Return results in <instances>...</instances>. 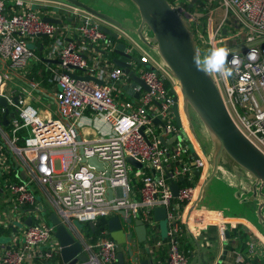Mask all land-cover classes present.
Returning <instances> with one entry per match:
<instances>
[{
    "label": "built area",
    "instance_id": "built-area-1",
    "mask_svg": "<svg viewBox=\"0 0 264 264\" xmlns=\"http://www.w3.org/2000/svg\"><path fill=\"white\" fill-rule=\"evenodd\" d=\"M5 1L0 0V61L8 62L9 68L15 71L25 69L31 62L28 63L29 59L38 62L40 57L28 42L43 34L51 38L43 57L58 58L60 62L57 67L49 65L57 85L55 116L41 114L40 109L27 100L29 92L23 88L6 91L4 79H10L15 73L11 74L4 68L5 63L0 62V95L16 110L10 119L9 131L0 122L1 179L11 201L8 213L3 211L0 216V225L6 227L14 222L8 220L13 219L12 215L23 222L25 207L34 211L33 223L17 226L16 232L9 233L8 245H0V264L61 262L54 227L41 220L37 191L50 201L60 221L68 224L75 234L78 230L71 222L73 218L95 223L99 216H111L119 208L132 217L139 216L147 226L148 238H154L152 245L158 247L164 243L166 246L165 260L152 264H189L188 253L181 246L184 226L196 235L215 223L219 238L226 241V229H236L238 221L224 216L221 210L199 205L188 212L199 188L195 170L210 169L209 154L196 152L191 145L184 125L188 117L182 110L181 125L175 123L174 95L180 106L181 101L179 91L175 93L173 88L175 85L178 88L179 84L166 66L148 52H141L138 55L141 65L131 67L149 90L134 87L139 96L131 98L120 89V84L129 77L105 57L113 51L116 42L98 28V18L65 0H8L12 2L9 8ZM189 1L169 0L174 8L189 12L187 19L200 57L199 40L203 38L206 53L213 47L226 46L230 49L229 62L233 57L239 61L233 66V76L227 79L212 76L236 125L264 152V0H197L193 9H187L185 4ZM38 4L63 7L65 19L61 15L60 23L44 20L36 7ZM68 16H72L71 20H67ZM74 20L77 23H71ZM224 28L226 33H223ZM65 70L91 75L101 82L75 79ZM166 81L172 92L166 87ZM31 86L35 89L37 83L32 82ZM14 95L17 102L12 100ZM86 112L105 121L110 132L77 140L80 118ZM155 117L163 125L154 123ZM125 118L133 121L128 132L121 131ZM21 129L25 130V135L23 144L19 145ZM167 135L173 138L163 144L160 136L168 140ZM79 144L83 145L86 157L96 156L104 162L108 175L105 169L97 171L81 161ZM10 155L25 171V178H21L19 170L17 180L9 175ZM130 156L142 166L129 163ZM56 158L60 159L59 169L55 165ZM164 166L175 180L182 176L177 197L172 194ZM152 169V173L146 171ZM108 186L113 190L112 199L107 198ZM157 206L166 207L165 240L157 239L158 229L153 218V209ZM108 234L109 231L104 230L95 240L77 235L87 257L73 264H110L116 260L119 244ZM246 244L248 257L254 256L255 242ZM243 261L245 258L238 254L237 262Z\"/></svg>",
    "mask_w": 264,
    "mask_h": 264
},
{
    "label": "water",
    "instance_id": "water-1",
    "mask_svg": "<svg viewBox=\"0 0 264 264\" xmlns=\"http://www.w3.org/2000/svg\"><path fill=\"white\" fill-rule=\"evenodd\" d=\"M65 1L83 8L98 18L100 20L98 28L118 40L113 50L118 56L114 57L112 61L116 66L121 67L131 80L129 84L124 85L127 93L137 98L139 91H134L133 87L140 86L144 90H149L148 85L131 67L132 62L140 63L139 57L127 51L126 43L119 40V33L109 26V24H113L124 29L123 24L109 13L99 10L82 0ZM130 1L136 6L140 18L139 25L135 30L139 40L146 47L157 52L170 75L178 81L181 93L180 109L189 118L192 129L194 128L192 118L195 117L201 122L211 143L210 150L203 149L204 153L209 154L210 171L201 181L197 196L188 212L205 199L207 183L220 172V167L226 164L232 172L247 179L246 191L249 190L252 193L250 200H257V222L264 223V152L236 125L213 76L206 75L202 71H197L193 58L199 55V51L196 46L194 32L187 19L189 12L181 8H174L169 0ZM196 2L197 0H190L187 3V9L192 8ZM42 6L43 4L36 5L38 8ZM47 6L50 5L45 4L43 7L47 8ZM57 12L64 13L65 9L58 7ZM42 18L46 21L60 23V19L53 15H43ZM71 18L72 16H68L67 20H71ZM145 30L149 32L148 35H145ZM223 33H226L225 28L223 29ZM43 60L53 63L60 62L58 58H43ZM74 68L79 69L78 67ZM65 72L75 79H93L101 82V80L91 75H83L68 70H65ZM12 100L13 102H17V96H12ZM0 105L5 109V113L1 118V124L6 126L9 123L7 116L9 109L7 107V98L3 95H0ZM172 112L175 123L180 126L181 120L177 95H174ZM153 122L163 125V122L158 117L153 118ZM76 139L81 140V135L77 134ZM160 139L163 144L171 142V139L165 140L163 136H160ZM78 152L81 155L82 162L93 166L97 171L105 169L104 162L100 161L96 156L86 157L83 154L82 144H79ZM193 154L194 157L197 156L194 151ZM9 158L12 167L19 170L21 178H25V171L18 166V163L11 155ZM127 160L136 167L140 168L142 166L141 162L131 156ZM164 169L172 194L174 197H177L179 184L172 178L166 166H164ZM152 171L154 170L152 169ZM105 174L108 175L106 169ZM195 174H199L198 170H195ZM1 175L2 171L0 168ZM179 179H182V176ZM112 197L113 190L108 186L107 198L112 199ZM38 207H41V204ZM42 211L46 213L49 225L54 227V235L60 245L61 262L58 264L65 262L73 264L78 260H85L87 256L82 250L81 240L60 221L53 210L47 211L46 209H42ZM153 218L156 222L166 219V207H155L153 209ZM122 222L126 224L127 230H124ZM32 223L33 217L28 215L23 220L22 225H30ZM87 223L92 229L95 228L93 221ZM6 225L12 232L17 231V225L14 222H9ZM107 230L112 239L118 244L124 245L116 254V258L120 263H125L124 252L129 256V264L153 263L152 258L143 256V254L145 255L149 252V247L147 246L148 229L145 222L139 216L132 217L128 211L119 208L107 218ZM225 232L228 237L229 230L226 229ZM223 254H226V251ZM216 264H220V262L218 261Z\"/></svg>",
    "mask_w": 264,
    "mask_h": 264
},
{
    "label": "crops",
    "instance_id": "crops-1",
    "mask_svg": "<svg viewBox=\"0 0 264 264\" xmlns=\"http://www.w3.org/2000/svg\"><path fill=\"white\" fill-rule=\"evenodd\" d=\"M107 3L109 4H115L117 6L115 12L116 14H112L109 13L110 15H112L114 18H116L117 20H119L123 26V28H119L113 24H109L110 28H112L113 30H116L119 33V40L120 41H124L127 45V50L131 53H133L134 51H136L135 55H139L141 52L146 51L149 54H151L158 62L163 63V61L161 60V58L158 56L157 52L153 49H150L148 47H146L138 38L137 33L135 32V30L137 29L139 22H140V18H139V14H138V10L137 8L135 10H131L130 5L127 4L126 0H106ZM45 4H43L44 6ZM37 7L40 11V13L42 15H53L56 17L59 16H63V13H54V11L49 9V6L46 7ZM119 8V9H118ZM125 11H129L130 14H124ZM124 12V13H123ZM108 13V12H107ZM145 35L149 34V32L147 30L144 31ZM43 35H37L36 37H34L31 41V46L32 48L37 47L39 45V47L42 50V55H38L37 52L36 54L40 57V60H43L44 55V51L46 48V44L47 42H49V40H51L50 37L46 36L45 37H41ZM118 41V40H117ZM115 41V42H117ZM114 50V49H113ZM118 56L117 53H115L114 51L110 52L108 54V56L106 55L105 57H107V61L113 65L114 62L112 61L114 57ZM39 60V61H40ZM38 61V62H39ZM44 61V60H43ZM1 65H3L5 63L4 68L7 71H10L12 74V71L15 73L14 75L11 76V82H12V86H5L6 91L12 92L14 89H21L23 88L24 90H26L27 92H29V95H27V100L35 107L39 108L41 111V114L45 115V114H56V102H55V97H54V92L57 89V85H56V89L54 91L51 90H47L45 89V87L39 85L36 81L31 80L30 78H28V73L29 71L32 69V67L34 65H36L38 62H34L31 61L28 66L23 69V70H13L12 68H9L8 62H4L0 61ZM48 62V61H45ZM53 65L50 64V66L52 67H57L58 63H53ZM141 63H131V66L133 67H138L140 66ZM144 66V65H143ZM26 71V73L24 74L25 76H23V73ZM78 73V71H77ZM32 82H36L37 83V87L34 89L32 88L31 84ZM131 82L130 78L127 79L125 81V83H121L120 84V89L121 91L131 97L132 95L128 94L126 89L124 88L125 84H129ZM134 89V87H133ZM136 89V88H135ZM173 91L176 93L178 92V88L175 85V87L173 88ZM133 98H135L134 96H132ZM131 97V98H132ZM136 99V98H135ZM35 105H34V104ZM7 105L11 106L12 109L15 111L16 114V110L15 107L12 106L9 101L7 102ZM3 108V107H2ZM5 110V109H2ZM180 105H179V112L181 114L180 111ZM12 112V113H11ZM10 113L8 112L7 116L9 118V123L10 124V119L12 118V116H14L15 114H13V111H11ZM192 122H193V126L194 128L192 129L190 126V120L189 118L187 119V122H184V125L186 127V131H187V135L191 141V145L193 146V148L195 149L196 152H200L203 151V149L205 148L207 151L211 149V143L208 137V134L204 128V126L201 124V122L197 119V118H192ZM3 126V125H2ZM78 129L80 132V135L82 138H90L93 136H97L98 134H108L110 132V126L103 121L100 118H95L92 114L86 112L81 118H80V122L78 125ZM4 127V126H3ZM168 140H170L171 138H173V136L171 135H167L166 136ZM2 151L5 153V150L2 149ZM175 165H177L178 163H174ZM12 167V165H11ZM60 168V167H59ZM58 168V169H59ZM148 173H152L153 171L151 170H146ZM210 169H205L202 172H199V178L196 180L195 182L198 183V187L200 186L201 181L203 180V178H205L208 173H209ZM17 172V169L15 171V173ZM235 173L232 172V170L229 168L228 165L223 164L220 167V172L212 179L210 180L207 185H206V196L205 198L210 199L211 196H215V188L217 187V185L221 182L223 183V185H228L230 186V188H233V186H237V185H242V188H244V190H247V186H246V178H242V176H235ZM197 175V174H196ZM17 179H19L17 177ZM15 179V180H17ZM174 179V178H173ZM175 180V179H174ZM179 178L175 181L178 182L179 184ZM197 187V188H198ZM137 188V186L135 187ZM134 188V190H135ZM0 216H3V211L9 210L10 206H11V201L9 199V193L7 192V190L4 188L3 184H2V179L0 176ZM136 192V196H138V192ZM251 193V191H247L246 194ZM44 199V201L46 203H44L42 200H38L37 205L41 204V207H39V209H46L47 211H51L52 209H49L50 206V201L47 200L44 196H42ZM234 197H237L236 195ZM239 198V197H238ZM234 199V198H232ZM238 201H240V198L238 199ZM200 207H205L207 209H214V210H221L222 214L224 216H227L230 219H234L236 221H238V229H229V236L227 237L226 241H222L219 238L218 235V230H217V226L215 223L208 225L207 229L203 230L201 232V234H194L193 232L190 231V229H188L186 226H184V231L182 233L181 236V246H182V242L183 245L186 246L188 245L189 247H187L188 249L185 250L182 246V248L188 253V259H189V264H216L218 261L220 262V264H262L264 262V223H259L254 221L253 219H251L250 216H247L243 213H230L228 212L229 209V205H224L225 207H220V206H211L208 204H204V203H199ZM256 208H257V200L255 201H251L250 204H248V208L247 210L253 212L254 214H256ZM25 212L23 213V215L25 216V218L28 215H31L34 213L33 209L30 207H25ZM225 211H227L225 213ZM6 213H8L6 211ZM14 216L13 219L8 218L9 221L11 220H15V218H17V216ZM32 216V215H31ZM123 228L124 230H127L126 224L124 222H122ZM158 229V228H157ZM235 230H237L238 233H235ZM12 232V230L9 228V230L7 231V234L9 235V233ZM159 232V230H158ZM77 234V233H76ZM75 234V235H76ZM159 234V239L161 240H165V237H162ZM78 236H82L85 239H90V237L87 235V232L84 228V230L82 232L78 231ZM76 235V236H77ZM110 236V234H109ZM111 237V236H110ZM248 241H254L255 242V255L254 256H250L248 257V254L246 253V243ZM147 244L148 247L150 249L149 252H147L145 255L143 254L144 257H150L153 259V263L161 260H165L166 258V251H165V255H164V259H161V256H159L156 252L155 249H157L158 247L160 248H166L165 244L162 243L160 246L156 247L153 246L152 243L149 242V238L147 239ZM3 247L8 245V243H4L1 244ZM124 247V245L119 244V250H121ZM224 251H226V254H223ZM240 254L245 258V261L241 262H237V255ZM222 257V259H221ZM124 258H125V264H129V256L126 252H124Z\"/></svg>",
    "mask_w": 264,
    "mask_h": 264
},
{
    "label": "rangeland",
    "instance_id": "rangeland-1",
    "mask_svg": "<svg viewBox=\"0 0 264 264\" xmlns=\"http://www.w3.org/2000/svg\"><path fill=\"white\" fill-rule=\"evenodd\" d=\"M94 7H96L97 9L99 10H102V11H105V12H108V13H114L116 14L115 10L117 8V6L115 4H109L107 3L106 0H82ZM113 1V0H112ZM172 1V0H170ZM127 4L130 5V8L131 10H135L136 9V6L130 1V0H126ZM57 6L52 4L49 6V9L54 11V13L56 14L57 13ZM119 9V8H118ZM193 9V8H192ZM191 9V10H192ZM124 13V12H123ZM124 14H130L129 11H125ZM63 19H65V17L62 16ZM71 23H77V20H74L72 21ZM203 23H206V19L203 18ZM43 37V36H41ZM204 42L203 38H200L199 40V43H201V57H203L205 54H206V50L204 49V45H202V43ZM28 45L31 46V41L28 42ZM133 54L135 55L136 54V51L133 52ZM32 61V59H29L28 60V63ZM7 86H12V82H11V78L10 79H4ZM178 91H179V86H178ZM34 104V103H33ZM35 105V104H34ZM54 116L56 114H53ZM55 165L57 168L60 167V159L59 158H56L55 160ZM131 173V172H130ZM235 176H237L238 174H234ZM215 196H211L210 199L208 198H205L203 201L200 202L201 203H204V204H208V205H211V206H220V207H225L224 205H229V209H228V212L230 213H243L247 216H250L251 219H253L254 221L257 222L258 220V216L257 214H254L253 212L247 210L248 208V204L251 203V194L252 193H247V191L244 190V188H242V185H237V186H233V188H230V186L228 185H223V183H219L217 185V187L215 188ZM237 196V197H234V196ZM42 193H40L39 191L36 192V198L37 200H42L44 203H46L42 197ZM240 198V201H238V199ZM234 198V199H232ZM49 209H52L53 210V207L50 205L49 206ZM227 211H225L226 213ZM41 220H43L44 222L48 223V220L46 218V213L44 211H41ZM71 222L73 223V225L75 226V228L79 231V232H82L85 228V223L84 222H81V221H78L77 219H71ZM14 224H16L19 228L22 227V221L19 220V219H15L14 220ZM66 227L75 235V233L69 228V225L68 224H65ZM156 226L159 230V233L162 237H165L166 236V233H167V220L164 219V220H161V221H158L156 222ZM76 236V235H75ZM19 237L21 238V235H19ZM10 242V238H9V235L6 233V232H1L0 231V245L1 244H4V243H8Z\"/></svg>",
    "mask_w": 264,
    "mask_h": 264
},
{
    "label": "trees",
    "instance_id": "trees-1",
    "mask_svg": "<svg viewBox=\"0 0 264 264\" xmlns=\"http://www.w3.org/2000/svg\"><path fill=\"white\" fill-rule=\"evenodd\" d=\"M5 5L7 8H9L12 5V2L6 0L5 1ZM185 6L187 7V3L185 4ZM43 37H45V35H43ZM113 38V37H112ZM114 41H117L116 38H113ZM35 51L37 52L38 55H42V50L39 47V45L37 47H35ZM108 56V55H107ZM53 65L52 62H45L43 60H40L36 65H34L32 67V69L29 71L28 73V78H30L31 80L36 81L39 85L45 87V89L47 90H51L54 91L56 89V81L53 79L54 74L51 71V69L49 68V65ZM166 87L169 89L170 92H172V87L170 85L169 82L166 81ZM8 109H9V113L11 111H13V114H15V111L12 109L11 106L7 105ZM4 110H2V106L0 105V122H1V118L4 115ZM12 113V112H11ZM4 129L6 131L10 130V124H7L6 126H4ZM19 141L18 144L22 145L23 144V136L25 135V130L21 129L19 131ZM16 169L11 167L9 170V175L13 178V179H17L16 173H15ZM196 180L199 178V175H195ZM182 184V182L180 183ZM109 216H99L96 221H95V228L92 229L88 223H85V230L87 232V235L90 237L91 240H95L99 235H101V233L104 230H107V218ZM238 229V228H237ZM9 230V228L7 227H3L0 226V231L1 232H6ZM159 233V232H158ZM235 233H238L237 230H235ZM109 235V234H108ZM159 238V234H157V239ZM153 237H151L149 239V242L152 243L153 242ZM182 240V239H181ZM182 246L185 250H187L189 247L188 245L184 246L183 242H182ZM165 251L166 248H160L158 247L157 249H155V252L161 256V259H164V255H165ZM110 264H125V263H120L117 259L114 260L113 262H111Z\"/></svg>",
    "mask_w": 264,
    "mask_h": 264
},
{
    "label": "clouds",
    "instance_id": "clouds-1",
    "mask_svg": "<svg viewBox=\"0 0 264 264\" xmlns=\"http://www.w3.org/2000/svg\"><path fill=\"white\" fill-rule=\"evenodd\" d=\"M229 54L230 49L226 46H218L211 48L203 57H200L199 55L194 56L193 60L197 71H202L209 76L217 75L221 78L227 79L233 76V66L239 63L235 57L229 62ZM132 124L133 121L130 118H125L121 131L128 132L132 127Z\"/></svg>",
    "mask_w": 264,
    "mask_h": 264
},
{
    "label": "bare ground",
    "instance_id": "bare-ground-1",
    "mask_svg": "<svg viewBox=\"0 0 264 264\" xmlns=\"http://www.w3.org/2000/svg\"><path fill=\"white\" fill-rule=\"evenodd\" d=\"M179 94H181V93H180V90H179ZM180 101H181V95H180Z\"/></svg>",
    "mask_w": 264,
    "mask_h": 264
}]
</instances>
